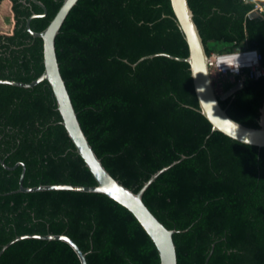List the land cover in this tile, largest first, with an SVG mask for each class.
Listing matches in <instances>:
<instances>
[{
	"label": "trees",
	"instance_id": "obj_1",
	"mask_svg": "<svg viewBox=\"0 0 264 264\" xmlns=\"http://www.w3.org/2000/svg\"><path fill=\"white\" fill-rule=\"evenodd\" d=\"M11 35H0V79L29 83L43 72V44L25 28L43 10L9 0ZM44 30L64 0H37ZM207 55L253 49L264 67V13L250 18L243 0H187ZM3 0H0V5ZM209 43L222 45L210 50ZM56 56L78 120L110 175L143 194L173 235L177 264H264V148L239 143L198 111L188 57L170 0H79L55 38ZM231 88L226 85L224 91ZM264 77L219 101L228 116L258 128ZM47 81L29 89L0 84V161L25 165L24 187L94 186L92 174L61 124ZM184 157L182 160L181 158ZM22 168L0 164V250L17 236L66 235L87 264H160L155 245L134 216L98 193H13ZM185 231V232H184ZM0 264H80L60 241L20 240Z\"/></svg>",
	"mask_w": 264,
	"mask_h": 264
},
{
	"label": "water",
	"instance_id": "obj_2",
	"mask_svg": "<svg viewBox=\"0 0 264 264\" xmlns=\"http://www.w3.org/2000/svg\"><path fill=\"white\" fill-rule=\"evenodd\" d=\"M30 1L43 10L42 14H31L25 22V28L30 36L42 40L44 66L43 72L37 79L29 83L0 79V84L29 89L37 86L44 81H47L49 83L56 100L57 110L62 119L61 124L65 128L68 137L73 143L76 153L82 158L85 166L92 174L96 184L94 186L60 184L24 187L23 180L26 169L25 165L21 162H18L13 167H9L4 163V161H0L1 166L8 171H13L18 167L22 168L18 189L14 192H11L10 194L36 193L47 191H71L82 193H98L105 195L106 197L129 211L138 221V223L141 225L143 230L147 233V235L155 245L160 258V264H177L176 247L173 241V235L179 233L180 231L167 229L144 204L143 194L161 173L177 164L178 161L173 162L171 165L164 167L153 174L137 192H133L132 190L128 189L110 175V173L103 166L101 160L94 152L84 131L82 130L77 117V113L68 93L65 81L61 75L56 56L55 38L58 35L59 30L69 12L79 0H64L48 26L40 32L32 31L30 28V22L35 18L46 16L47 10L41 2L37 0ZM258 1L264 4V0ZM170 3L176 23L187 44L188 57L181 58L166 53H158L142 57L133 66H136L143 60L151 59L157 56H163L175 61L187 63L190 68L194 90L198 100V111L211 124L212 131L220 132L225 136L242 144L264 148V100L259 111L260 116L258 128L246 127L234 121L228 116L226 110H224L220 106L219 101H224L225 99L234 95L243 87V84L238 83L232 86L222 95H217L214 90L207 66L208 55L206 53V49L199 34L198 28L194 23L193 13L189 7L188 1L170 0ZM249 17H261V15H259L258 13H251L249 14ZM183 158L184 157H182L181 160ZM25 239L63 242L70 246L71 249L75 252L80 261V264H87L86 254H84L80 250V248L71 238L63 234H33L17 236L1 248L0 256L9 246ZM208 259L209 257L206 260V264L208 262Z\"/></svg>",
	"mask_w": 264,
	"mask_h": 264
},
{
	"label": "built area",
	"instance_id": "obj_3",
	"mask_svg": "<svg viewBox=\"0 0 264 264\" xmlns=\"http://www.w3.org/2000/svg\"><path fill=\"white\" fill-rule=\"evenodd\" d=\"M253 5L251 13H264V4L258 0H243ZM207 66L217 95H222L226 85L256 81L264 77L260 54L253 49H236L230 52H212L208 55Z\"/></svg>",
	"mask_w": 264,
	"mask_h": 264
},
{
	"label": "rangeland",
	"instance_id": "obj_4",
	"mask_svg": "<svg viewBox=\"0 0 264 264\" xmlns=\"http://www.w3.org/2000/svg\"><path fill=\"white\" fill-rule=\"evenodd\" d=\"M14 28V18L11 11V2L5 0V3L0 6V35H11ZM208 48L214 51H220L222 45L219 43H209Z\"/></svg>",
	"mask_w": 264,
	"mask_h": 264
},
{
	"label": "crops",
	"instance_id": "obj_5",
	"mask_svg": "<svg viewBox=\"0 0 264 264\" xmlns=\"http://www.w3.org/2000/svg\"><path fill=\"white\" fill-rule=\"evenodd\" d=\"M6 1H7V0H6ZM4 3H5V0H3V2L1 3V5L4 4ZM1 5H0V6H1Z\"/></svg>",
	"mask_w": 264,
	"mask_h": 264
}]
</instances>
